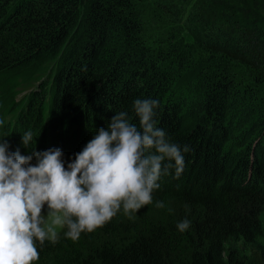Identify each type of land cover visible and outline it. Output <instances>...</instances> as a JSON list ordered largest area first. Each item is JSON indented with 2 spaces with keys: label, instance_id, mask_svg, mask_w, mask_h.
<instances>
[{
  "label": "trees",
  "instance_id": "1",
  "mask_svg": "<svg viewBox=\"0 0 264 264\" xmlns=\"http://www.w3.org/2000/svg\"><path fill=\"white\" fill-rule=\"evenodd\" d=\"M161 2L174 13L176 4ZM180 2L201 53L168 43L171 58L144 70L134 59L144 28L130 15L134 0L95 2L76 36L80 0H0V95L22 84L33 90L24 108L15 98L1 105L0 137L25 150L22 136L31 131L35 149L57 147L71 160L119 112L139 128L133 102L152 99L157 127L185 157L184 172L163 176L152 204L132 218L121 206L76 241L62 228L56 243L36 242L33 264H264V0ZM56 58L48 84L33 78L34 66ZM232 65L241 75L226 71ZM184 219L191 226L181 233ZM240 242L253 250L233 246Z\"/></svg>",
  "mask_w": 264,
  "mask_h": 264
},
{
  "label": "clouds",
  "instance_id": "2",
  "mask_svg": "<svg viewBox=\"0 0 264 264\" xmlns=\"http://www.w3.org/2000/svg\"><path fill=\"white\" fill-rule=\"evenodd\" d=\"M133 108L139 128L127 112H119L71 160L57 147L35 149L31 131L22 136L21 152L31 148L28 155L11 151L0 137V264H33L40 257L37 241L41 247L46 240L56 243L57 230L65 227L64 235L76 241L102 228L121 206L132 218L153 203L158 182L171 169L175 178L181 176L185 157L157 127L158 101L137 98ZM190 150L183 147V153ZM155 206L166 207L163 201ZM190 226L188 219L177 224L181 233Z\"/></svg>",
  "mask_w": 264,
  "mask_h": 264
},
{
  "label": "rangeland",
  "instance_id": "3",
  "mask_svg": "<svg viewBox=\"0 0 264 264\" xmlns=\"http://www.w3.org/2000/svg\"><path fill=\"white\" fill-rule=\"evenodd\" d=\"M107 1L108 0H80L77 9L78 11L77 22L74 24V31H73L74 36H76L78 32L79 33L82 32L79 31V27L81 24L82 25L84 24L85 18H88V14L93 8L95 2L96 4L97 2L99 4L100 3L105 4ZM168 3L177 5L173 14L172 12H168L165 10V6H163L161 0H140V2L134 0L133 5L138 15L137 13L133 15L132 11H130V15L135 16L137 18L142 17V23L144 24L143 33H142L143 42L141 41V49H139L137 55H134L136 64L142 67L144 70L148 68L150 63L151 64L154 63V65L157 67L159 65H162L165 60L171 58L169 55L164 53V51L165 52L171 51L169 48L170 47L169 44L171 43L178 44L177 47L178 49H180L179 51L181 52H183L184 50L186 51L193 49L196 55L201 53V48L196 47L197 43L193 35V30H195L196 28L193 24V21L189 19V14H188L189 9L187 8L184 10V7H181L183 3H181L180 0H176V1L168 0ZM88 35L89 34L87 33H84L82 35L80 34V40L76 42L78 44L79 43L82 44V42L85 40V38ZM125 50L129 51L130 53L136 51V49H131V47L130 49L125 48ZM160 54L165 57H160ZM182 54L180 53V55ZM195 54L193 53V56H195ZM155 59H157L156 60L157 63L155 62ZM57 62H58V58H56L52 62V65H51V61L46 60L41 64L34 66L31 75L35 76L33 78L39 77L38 75H40V78H43V82L48 84L51 79L52 73L54 72L55 69V68L52 69V66H54V64ZM242 70H243L242 67L239 65L237 66L232 65L231 68L226 69V71H229L236 76H238V74L241 75ZM191 77H193L191 73L189 72L185 73V79L187 78L186 81L190 80ZM260 85L261 86L258 88V90L264 91V82ZM27 87L28 85L22 84L19 88H17L14 91H12L13 89L5 90L0 95V106L8 102L11 98H15L17 103H19L18 104L19 107L24 108L25 99L27 98L28 94H30L33 91L32 90L30 92ZM43 211H42L43 212L42 215L46 216L47 215L46 205ZM260 219L262 220L264 225V210L260 214ZM60 230L61 229H58L57 231L59 232ZM259 242L260 244L264 245V237L260 238ZM233 246L238 250H240L241 252H245V253H250L253 250V248L241 242L233 244Z\"/></svg>",
  "mask_w": 264,
  "mask_h": 264
}]
</instances>
